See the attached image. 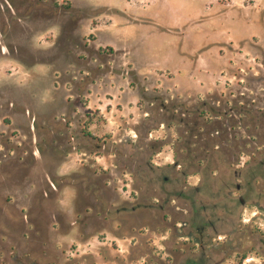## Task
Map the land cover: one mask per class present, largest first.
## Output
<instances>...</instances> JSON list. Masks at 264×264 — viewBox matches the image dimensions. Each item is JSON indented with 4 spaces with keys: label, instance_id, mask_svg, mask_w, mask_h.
<instances>
[{
    "label": "rangeland",
    "instance_id": "obj_1",
    "mask_svg": "<svg viewBox=\"0 0 264 264\" xmlns=\"http://www.w3.org/2000/svg\"><path fill=\"white\" fill-rule=\"evenodd\" d=\"M74 1L83 18L77 42L102 50L89 69L66 53L73 43L72 51L84 57L75 40L65 41L52 20L31 13L19 29V46L50 54L0 62V93L6 95L0 105L6 154L0 162V264H264V135L234 139L235 130L222 126L221 138L215 123L223 107L235 105L248 111L237 113L250 127L247 134L260 123L251 115L264 112V99L258 100L264 98V0ZM219 5L240 12L241 20L230 23L236 30L247 27L245 18L251 22L252 52H240L232 74L205 70L207 83L216 82L210 92L179 97L171 87L177 67H222V52L201 51L208 35L224 27L214 9ZM182 18L189 25L175 28ZM130 71L138 74L134 86ZM92 73L95 80L87 84ZM156 98H164L165 108ZM27 110L44 132L30 131ZM92 116L102 121L90 126ZM196 119L204 126H195ZM195 133L215 142L186 140ZM62 164L69 175L59 189H66L52 192ZM236 183L246 190L237 191ZM60 193L70 220L89 201L100 218L107 216V227L100 221L78 235L80 224L65 232L46 222L27 229L21 218L19 224L10 220L22 208L48 219L52 211L65 214Z\"/></svg>",
    "mask_w": 264,
    "mask_h": 264
},
{
    "label": "flooded vegetation",
    "instance_id": "obj_2",
    "mask_svg": "<svg viewBox=\"0 0 264 264\" xmlns=\"http://www.w3.org/2000/svg\"><path fill=\"white\" fill-rule=\"evenodd\" d=\"M69 1L66 4H58L56 0H0V62L3 59H10L14 61H22L27 58H37L43 57V59L46 57L47 54H50L51 50H38V49H31L27 46H19L18 41V32L20 27H25L24 23V16L27 14H33L36 17L40 18H49L48 20H52V24L56 25L60 29V33L63 36V39L65 41L72 42L75 40V47H82L81 50L84 52V57H82L80 54L77 55L75 52L72 51V46L70 43L69 45H66L67 47V54L71 56H77V60H82V66L89 69L88 64L93 63L94 61L99 60V55H102L100 53L99 47L96 44H93L92 42L87 43L84 42V40H81V42H77V35L78 32L82 29V13L81 8L77 6V1L74 0H66ZM27 34L32 35L29 31H27ZM89 40V39H88ZM109 55V54H108ZM47 58V57H46ZM84 60V61H83ZM92 71V70H91ZM87 84H92L95 80V75L89 74V76H86ZM263 87V86H262ZM17 89V88H15ZM264 91V88H261ZM90 89H87L86 93L91 94L89 92ZM83 96L82 93L78 94V97ZM6 98V95H3L0 93V105L2 106L4 103L2 102ZM255 97L254 99H256ZM263 100L264 98H259L258 100ZM261 100V101H262ZM242 111L236 108L235 106H229L223 107L221 112L222 118L217 120L215 123L218 124V131L220 133V137L222 138V126H227L228 129H234V135L232 136L234 139H236V136H252L254 134L264 135V112H262L263 108H259V112H256L252 114V118L254 117H260V123L255 124V132L250 131L248 134L250 127L247 125H243V120L237 116V113L239 111L241 112H248L245 110V107H241ZM27 114L31 116L33 123L31 125L30 131L38 130L39 132H44L45 129L36 127L34 122L36 121V116L31 115L30 111L27 110ZM66 119V118H65ZM243 126V127H240ZM14 135H11L10 138H13ZM9 138V139H10ZM10 142V141H9ZM13 143V142H11ZM0 144L2 146V141L0 140ZM222 148V145H221ZM18 150V146L16 148ZM36 154V152H34ZM2 157H6V154L2 152V148L0 147V162L2 160ZM264 163V161H263ZM18 166V165H17ZM19 169V168H17ZM17 174V172H16ZM65 179H67V176H61L57 177L56 180L59 181L58 184L54 183V181H51L49 184V189L52 192H56L59 189V186L61 184H64ZM80 182L85 184V179L81 178ZM109 183L108 181H106ZM75 181H72V184H74ZM107 185V184H106ZM243 189L246 190V188L242 187L241 184L236 183V190L242 191ZM46 197H49V193L45 192ZM240 201L245 204V201L242 196H240ZM87 201V200H86ZM86 209L84 213H76L75 218L73 220H70V216L67 212H64L65 214L61 213H54L55 211H52L51 213V219H48L46 216H40L39 214L34 216V213L32 211H29L28 214L24 215L25 222L31 226V224H34V222H46L47 226L54 230L56 228L59 229H65L64 231L67 232L69 230H72L75 225L80 224L81 227L83 226L82 232H78L77 234L82 235L84 233L90 232V229H94V225L96 223H101V226H103V229L107 227V216L100 218V214L95 210V206L88 201L86 204ZM109 215V213H108ZM100 219V220H99ZM113 219V216H112ZM70 220L69 226L65 228L64 223L67 224ZM89 221V222H88ZM101 221V222H100ZM104 222L106 224H104ZM64 226V227H63ZM97 226V225H96ZM70 228V229H69ZM3 238V237H2ZM2 239L0 238V243L2 244ZM3 246H0V250ZM7 253H10L7 252ZM12 253V251H11Z\"/></svg>",
    "mask_w": 264,
    "mask_h": 264
},
{
    "label": "crops",
    "instance_id": "obj_3",
    "mask_svg": "<svg viewBox=\"0 0 264 264\" xmlns=\"http://www.w3.org/2000/svg\"><path fill=\"white\" fill-rule=\"evenodd\" d=\"M209 8L210 7H207V9ZM214 9L217 10L219 13L223 14L222 20L219 19V24L222 23V26L224 27H222V30L220 29L216 34L208 35L209 36L208 46H206V48H202L201 51L203 52V50L205 49L210 51L211 48H214L215 52H222V64H221L222 67H219V66L214 67V66H211L212 64L210 66L209 65L206 66L207 64H205L204 62L202 63L203 70L200 69L199 64L194 65V64L184 63L183 66L177 67L176 68L177 75L173 78L175 82L173 83L171 87L174 93L179 97L189 96V95L202 96L210 92L211 89L213 88V84H215L216 82L212 81V83H209V84L207 83L209 81L206 80L207 77H205L204 75L205 70L212 71V68H213V71H216V72L219 71L223 73L226 71L232 74L233 67L235 66V63L238 60L237 58L240 57V52H252L250 48V43H251L250 41L253 40L254 32L249 27V24H251V22H249V20L245 18L243 22L245 23V25H247V27L244 28L242 32H240L239 29L236 30L233 25H230V23H234L235 21L237 22L241 20L240 12L236 13L235 11L237 9L227 8L226 6H221V5L215 7ZM188 25H189V20L183 19V18L179 19L178 22H176V24L174 23L175 28L181 26L183 27V30ZM206 35L207 34H205L204 36L202 35L201 39H206L205 38ZM192 38L193 36L189 37L190 40ZM112 47L114 50L116 49L114 48L115 47L114 45H112ZM120 47H123L124 51L126 52L131 51L130 45H127V46L123 45ZM180 47L181 46H179V48ZM209 62L208 64H210ZM222 78L225 79L227 78V76H224V77L222 76ZM198 79H199V82H198ZM64 166L65 165L62 164L58 167V172H56V176L61 177V176L69 175L67 172H62V169L64 168ZM0 168H1V165H0ZM2 180H3V176L0 174V183L2 182ZM65 189L66 188L64 187V189H58V191L62 190L63 192ZM26 195L29 196V193H26ZM62 197L63 195L60 193V197H59L60 207L62 206V202H63ZM73 198H72V201H73ZM1 199L2 197L0 196V208H1V201H2ZM61 208H62V211L68 212L67 206L65 208L63 207ZM28 212L29 211H24L22 208L20 212L18 211L13 216H10V220L14 224H19L20 218H21V222L23 221V223L26 225V228L28 229L30 226L27 222H25V219H24V215L28 214ZM0 214H1L0 218H3L2 217L3 212ZM25 232L27 231L25 230ZM2 234H3V230H2V225H1L0 226V236H3Z\"/></svg>",
    "mask_w": 264,
    "mask_h": 264
},
{
    "label": "trees",
    "instance_id": "obj_4",
    "mask_svg": "<svg viewBox=\"0 0 264 264\" xmlns=\"http://www.w3.org/2000/svg\"><path fill=\"white\" fill-rule=\"evenodd\" d=\"M129 77H130V79H131V84L134 86L135 85V82H137L136 80L138 79V74H137V72L136 71H130L129 72ZM142 95V94H141ZM153 100H155V101H158V103H159V105H160V107L161 108H165V106H166V104H165V100H164V98H161V100H158V98H156V99H153ZM154 102V101H153ZM98 114H99V112H98ZM201 117V116H200ZM98 119H97V121L96 122H94L95 120V118L92 116V118H91V120L87 123L88 125H93L94 123H98V122H100V121H102V118H101V116H98L97 117ZM100 124V123H99ZM101 125V124H100ZM194 125L195 126H199L200 128L201 127H203L204 125H203V123L201 122V121H199V120H197L196 119V121L194 122ZM87 135L88 136H90V137H92V138H95V136L92 134V133H90V132H88L87 133ZM195 138H194V140L192 139V138H186V140H188L189 142H193V143H195V144H200V145H202L203 144V142H202V139H204V141L207 143V142H209L210 141V143H214L215 142V139L216 138H207L205 135H199V134H196L195 133ZM204 142V143H205ZM217 145V144H216ZM215 145V146H216Z\"/></svg>",
    "mask_w": 264,
    "mask_h": 264
}]
</instances>
